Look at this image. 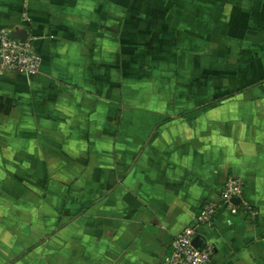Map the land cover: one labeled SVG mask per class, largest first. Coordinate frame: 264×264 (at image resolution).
<instances>
[{"label": "crops", "instance_id": "1", "mask_svg": "<svg viewBox=\"0 0 264 264\" xmlns=\"http://www.w3.org/2000/svg\"><path fill=\"white\" fill-rule=\"evenodd\" d=\"M169 2L182 15L155 37L192 43L150 73L119 44L141 36L119 0H0V29L29 28L42 57L34 77L0 74V233L14 202L44 200L36 186L64 192L36 264H162L230 175L259 214L221 208L202 247L211 264H264V47L245 43L264 40V0ZM27 243L14 264L33 259Z\"/></svg>", "mask_w": 264, "mask_h": 264}, {"label": "rangeland", "instance_id": "2", "mask_svg": "<svg viewBox=\"0 0 264 264\" xmlns=\"http://www.w3.org/2000/svg\"><path fill=\"white\" fill-rule=\"evenodd\" d=\"M169 1L170 0H119L120 4H123L122 6L124 7V13H125L124 19L139 20L140 24L137 25L138 29H136V31L139 30L141 33L140 37L136 38L135 40H132V34L134 33V31L131 29L128 31L130 33L129 38L126 39V41L124 42L119 41V44L121 43L124 44L127 50L129 51L132 50L135 54L136 53H140L142 55L146 54L147 56V60L145 59L147 61L146 64L149 65L146 66L150 67L149 69L150 73L152 70L151 68L152 63L154 65H157V68H165V66L168 65L172 66L173 64H177L179 66L180 57L177 54L179 53L178 50H182V49L185 50L186 46L192 43L191 40L185 39L181 41L177 37H174L173 39L170 37L171 40L168 41H166L163 38L155 37L154 34L158 33L160 29L171 27L170 24L169 25L167 24L169 20H171L170 18H172L173 21L182 15L180 10L172 8L170 6ZM189 11L192 12L193 10H189ZM114 14H116V12ZM130 28H132L131 24H130ZM231 42L233 41L219 40L214 48L220 54L223 53L222 51L223 49H228V48L229 50L236 49L238 51L240 47L239 44L241 43V41H237L236 46L231 45ZM132 43L138 46V48H134L132 46L133 45ZM219 43H221L222 46L219 47L218 46ZM223 43L226 45L225 48H223ZM245 43L247 45L253 46L255 49L258 48L257 50H259L262 46L264 47V40L261 38V36L259 35L257 36L256 34H254L250 40L246 39ZM170 49L173 50L172 54H168L170 56H166V53H168ZM149 52L152 53L154 52L155 53L154 57H152L151 54L148 55L147 53ZM142 58L143 57L140 55L139 57H134L133 59L134 62H137ZM128 59L130 58L127 57L126 60ZM217 59H219L220 61L224 60L220 56ZM124 65L126 67L125 68L126 70L127 68L131 69L133 66V64H131L130 61L129 62L126 61ZM176 74H178V72H176ZM51 185L43 184L42 186H36V188L39 187L38 191L39 193H42L41 194L42 198H44V200L41 201L39 204L36 202H32V200L30 199H26L25 200L26 208L25 210L20 211L19 205L21 204L14 202L12 207L13 212L11 214V221L8 220L7 218V221L10 223V225L9 223H7V225H9L7 226V229L10 228V231L8 230L7 233L5 232L0 233V240L1 241L7 240L6 242L9 244V247L7 248L12 247L11 250H8V249H4V247L0 245V254L6 255L8 263L14 264L16 261L18 262L20 260L19 259L20 257H23L20 256L19 253H17L18 252L17 250L23 252L19 249L20 246L19 243H21V241H25V242L27 241L29 242L27 243V248H24L23 250H27L26 257H33V259L31 260L29 259L27 261V264H36L35 258L42 257L43 250L38 253L37 249L35 248L30 249V248L38 244V242H40L41 240L47 238L49 233L53 230V223L56 225V227L61 226L58 223L59 222L58 216L61 207L60 199H62L64 192H61L59 195V193H56V190H54L58 186L53 184ZM28 187L30 186H26V189H28ZM15 204L17 206H15ZM63 211L64 212L61 213L62 216L65 213L68 214L65 209ZM38 212H40L39 215ZM68 217H69L68 215H65L64 220H68ZM45 220L49 221V224L46 227L43 224ZM9 238L11 239L9 240Z\"/></svg>", "mask_w": 264, "mask_h": 264}, {"label": "built area", "instance_id": "3", "mask_svg": "<svg viewBox=\"0 0 264 264\" xmlns=\"http://www.w3.org/2000/svg\"><path fill=\"white\" fill-rule=\"evenodd\" d=\"M11 31L0 29V74H20L31 78L36 76L42 66V57L35 51L30 40L22 42L10 36ZM239 198V204L234 199ZM221 208L232 214L244 212L252 217L257 210L244 200V183L235 175L227 177L217 200L207 201L199 211L196 226L185 227L173 239L169 252L163 257L162 264H211L214 246L206 244L202 248L194 245L198 226L211 227Z\"/></svg>", "mask_w": 264, "mask_h": 264}, {"label": "water", "instance_id": "4", "mask_svg": "<svg viewBox=\"0 0 264 264\" xmlns=\"http://www.w3.org/2000/svg\"><path fill=\"white\" fill-rule=\"evenodd\" d=\"M10 36L12 38L18 39L22 42H27L28 38H29V28H15L11 31ZM240 199L236 198L234 199V203L239 204L240 203ZM194 245L197 248H202V238L200 235H197L194 239Z\"/></svg>", "mask_w": 264, "mask_h": 264}]
</instances>
